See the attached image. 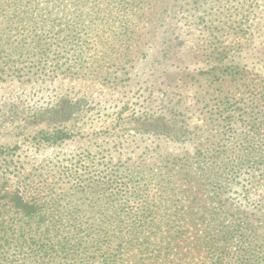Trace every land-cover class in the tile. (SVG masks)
I'll list each match as a JSON object with an SVG mask.
<instances>
[{"label":"rangeland","instance_id":"obj_1","mask_svg":"<svg viewBox=\"0 0 264 264\" xmlns=\"http://www.w3.org/2000/svg\"><path fill=\"white\" fill-rule=\"evenodd\" d=\"M4 1L0 264H135L120 225L160 200L237 222L235 246L250 224L264 264V0Z\"/></svg>","mask_w":264,"mask_h":264},{"label":"trees","instance_id":"obj_2","mask_svg":"<svg viewBox=\"0 0 264 264\" xmlns=\"http://www.w3.org/2000/svg\"><path fill=\"white\" fill-rule=\"evenodd\" d=\"M4 2L8 5L11 0ZM263 146H259V149ZM248 149L255 152L258 146L249 145ZM240 163L241 166H249L252 171L257 165V161L247 158L242 159ZM200 164L193 163L197 168L191 169L209 171L213 167L209 163ZM204 164H207L206 168ZM169 174L172 176L171 185L173 178L178 175L180 178H176V182L188 181L185 194V197L189 198L188 201L200 199L201 183L199 181L203 177L201 174L192 173L191 170L178 171L176 166ZM195 179L199 181L196 182ZM18 199L20 203L17 205L25 213L32 214L30 204L23 202L22 198ZM193 207L195 210L198 209V206ZM187 208L189 206H183L181 203L172 207L160 200L151 206L130 212V216L135 219L121 223L117 236V240H120L118 249L135 250L136 252L130 255L135 264H172L174 262L182 264L184 261L185 264H252L250 260L253 253L247 246V241L244 240L249 231L256 233L250 224L245 221L237 224L241 237L238 238L239 243L235 246L233 226L237 222L226 225L227 221L220 220L218 213H212L209 208H202L199 211H193L192 207ZM251 226L256 227L252 223ZM125 230L126 234H123Z\"/></svg>","mask_w":264,"mask_h":264}]
</instances>
